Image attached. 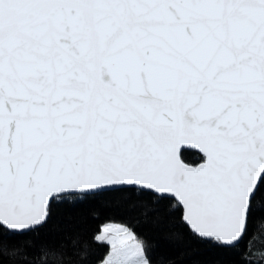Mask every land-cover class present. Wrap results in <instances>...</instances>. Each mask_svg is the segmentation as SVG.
<instances>
[{"label": "snow or ice", "instance_id": "1", "mask_svg": "<svg viewBox=\"0 0 264 264\" xmlns=\"http://www.w3.org/2000/svg\"><path fill=\"white\" fill-rule=\"evenodd\" d=\"M112 191L219 247L264 214V0H0V256ZM109 233L104 264H152ZM60 247L41 264H71Z\"/></svg>", "mask_w": 264, "mask_h": 264}, {"label": "trees", "instance_id": "2", "mask_svg": "<svg viewBox=\"0 0 264 264\" xmlns=\"http://www.w3.org/2000/svg\"><path fill=\"white\" fill-rule=\"evenodd\" d=\"M137 199L125 191H112L75 204L55 203L48 222L38 233L5 239L25 241L27 255L18 258L19 264L25 261L41 264L47 259L38 255L44 243L51 247L63 246L60 251L65 253V259L78 264V253L83 249L74 248L70 243L73 239L81 246L87 245V264H99L109 246L95 237L102 225L119 223L132 231L138 240L146 242L152 264H264V214L259 210L250 218L247 232L234 247H219L193 238L179 224L167 221L157 224L152 219L145 222L141 208L133 207V201ZM153 207L163 211L162 205ZM0 259L4 264H10L8 257L0 256Z\"/></svg>", "mask_w": 264, "mask_h": 264}, {"label": "rangeland", "instance_id": "3", "mask_svg": "<svg viewBox=\"0 0 264 264\" xmlns=\"http://www.w3.org/2000/svg\"><path fill=\"white\" fill-rule=\"evenodd\" d=\"M105 226L124 227V228H126L125 226H123V225H121V224H119V223H106V224H104V225L101 226V230H100V232L97 234V236L103 234V228H104ZM129 231H130V230H129ZM130 232H132V231H130ZM132 233H133V232H132ZM133 234H134V233H133ZM108 236H109V240H104V241H102V242H105V243L109 246V251H108V253L105 255V257L102 259V261H101L99 264H104V261H105L106 257L112 252V248H113V246H112V244H111L109 241H110L112 238H114V237L116 236V234H115V233H109ZM119 238H120V239H123V238H124V234H123V233H120V234H119Z\"/></svg>", "mask_w": 264, "mask_h": 264}]
</instances>
